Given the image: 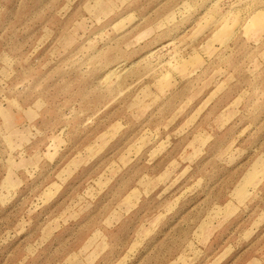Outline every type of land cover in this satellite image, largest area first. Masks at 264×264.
Segmentation results:
<instances>
[{
	"label": "rangeland",
	"instance_id": "rangeland-1",
	"mask_svg": "<svg viewBox=\"0 0 264 264\" xmlns=\"http://www.w3.org/2000/svg\"><path fill=\"white\" fill-rule=\"evenodd\" d=\"M0 264H264V0H0Z\"/></svg>",
	"mask_w": 264,
	"mask_h": 264
},
{
	"label": "bare ground",
	"instance_id": "bare-ground-1",
	"mask_svg": "<svg viewBox=\"0 0 264 264\" xmlns=\"http://www.w3.org/2000/svg\"><path fill=\"white\" fill-rule=\"evenodd\" d=\"M257 18L259 19V17H254V19H257ZM224 30L226 31V29H225V28H224L222 31L224 32ZM192 60H193V59H192Z\"/></svg>",
	"mask_w": 264,
	"mask_h": 264
}]
</instances>
